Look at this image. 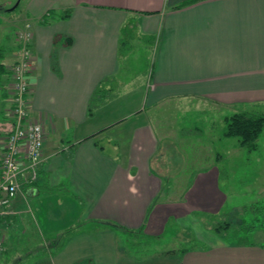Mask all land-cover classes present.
Wrapping results in <instances>:
<instances>
[{
    "label": "crops",
    "instance_id": "1",
    "mask_svg": "<svg viewBox=\"0 0 264 264\" xmlns=\"http://www.w3.org/2000/svg\"><path fill=\"white\" fill-rule=\"evenodd\" d=\"M186 1L35 0L15 15L17 28L28 25L31 32L28 116L41 123L44 141L37 180L23 186L16 207L0 217V236L14 242L8 248L15 246L19 258L2 264H264V242L224 240L210 230L215 239L204 241L207 229L198 218L218 214L227 201L216 165L227 155L213 147L228 138L224 130L206 144L211 161L184 165L188 139L179 127H159L158 116L167 104L220 106L230 114L264 104V0L178 7ZM65 10L67 19L40 22L50 11ZM127 28L137 37H156L139 84L118 77ZM14 53H3L0 63L10 65ZM106 79L105 97L89 115L90 98ZM136 87L144 107L114 115ZM11 128L10 96L0 88V159ZM25 198L31 215L22 219ZM67 229L62 245L50 250L49 240ZM186 230L196 238L198 230L205 243L165 244L142 255L127 243L148 237L158 246L163 236L182 238ZM28 251L33 254L24 256Z\"/></svg>",
    "mask_w": 264,
    "mask_h": 264
},
{
    "label": "rangeland",
    "instance_id": "2",
    "mask_svg": "<svg viewBox=\"0 0 264 264\" xmlns=\"http://www.w3.org/2000/svg\"><path fill=\"white\" fill-rule=\"evenodd\" d=\"M34 1L35 0H0L1 59V55L3 53L7 54L8 52L10 56L11 52H13V50L15 51L16 36L18 31L21 30L20 27L17 28L15 15L19 13L20 10H23L27 4L31 5ZM16 4L17 7L12 10ZM123 33L124 44L121 46L122 58L120 59L119 63L120 69H122V75H119L118 77L122 79L125 78L127 80V77L131 76L129 78H134L133 84H139L147 76L148 70L150 68L153 45H150L149 42L146 41V37H137L135 30L127 28ZM137 88L138 87L126 95L124 94L125 98L123 100L121 99L122 101H119L120 104H118L115 109H112L113 112L116 111L114 115H122L125 112H130L131 109H134L138 105L144 107V105L139 102L140 91H138ZM115 105H117V103H115ZM185 106L186 108L183 109L181 105L177 108L170 104L165 105V109L163 108L164 110H162L163 114L159 112L158 115L161 122V124L159 123V127L166 131H170V128H180L179 131L182 133L183 138L188 139L184 144L191 145V148L187 150L188 152L186 151L188 156L184 159V165H193L196 167L195 162H197V164H202L204 161L206 164V161H211V157L206 158V144L211 145L210 141L214 131L224 130V118L231 114L229 113L228 109L225 110L220 106H206V104H198L196 109L194 108L193 103L185 104ZM243 107L245 108L244 111H253L264 114V104H260L258 108L255 107L246 109L248 106ZM110 108L108 109L107 107L104 109L110 110ZM105 110H103V112ZM195 110L198 111L196 112ZM110 112L112 113L111 110ZM155 112L156 111L154 110L148 112L150 119L151 116L155 117ZM237 112H240V110L236 111L235 113ZM97 113L100 114L99 112ZM173 123H177V126H174ZM236 144H238L237 139L231 137L225 139L223 138L219 140V142L216 141L213 144V147L216 149V151L225 153L227 155L225 161L224 158H222V160L216 163L220 170L219 185L226 193L227 201L225 208H223V210L218 214L216 213L214 216L208 215V218L204 220L202 218H198L202 223L201 225L207 229L204 231L206 235V239L204 241H207L208 243L215 239L212 237V235L208 234L209 230L212 232L213 227L218 225L223 226L226 223L229 224V229L227 231H222L219 236L215 235L216 237L238 242H264V217L262 220L256 221L251 216V212L247 213L243 211V209L247 208L248 206H251L252 204L260 202L264 199V127L256 140L257 146L254 151L247 153L244 148L239 146V144L238 148H236ZM189 155L191 157H189ZM176 160L177 159L175 158L174 161ZM21 191L22 189L17 192V198H20L19 195L22 194ZM14 202L15 200L12 203ZM19 206L20 210L23 209L22 219L25 215L27 216V214L29 216L31 215V207L26 198ZM15 207H10V210L11 208L13 209ZM197 231L195 230L197 233V238L188 234L190 233V230H186L185 232L188 235H185L182 238L163 236L160 239V245L158 246L155 245L158 241L156 238H152L150 241L148 240V237H146V239L140 238L139 240H136V237H130L127 239L131 241L134 240L135 242L140 240L147 241L148 244L145 246L138 245L139 247H136V249L140 250L138 251L140 255H142V253L151 254L154 252L158 253V251L166 247V245L167 247L202 246L205 242L201 240L199 237V232ZM0 238L3 239L4 244H7V248L8 245H14L12 240L11 242H8V238H6V236H0ZM53 239L54 237L51 238L49 242L52 243ZM167 240H170L169 244L166 243ZM14 247H10L7 249L8 252L4 251L0 254V264H2L1 259L3 258L11 261L12 257H18V251Z\"/></svg>",
    "mask_w": 264,
    "mask_h": 264
},
{
    "label": "built area",
    "instance_id": "3",
    "mask_svg": "<svg viewBox=\"0 0 264 264\" xmlns=\"http://www.w3.org/2000/svg\"><path fill=\"white\" fill-rule=\"evenodd\" d=\"M30 43L27 25L18 31L15 58L5 67L7 73L0 76V88L10 96L12 117V128L3 140L0 159V217L11 213L17 192L37 180L42 163L44 131L39 121L28 116L29 76L34 63ZM4 251V241L0 238V254Z\"/></svg>",
    "mask_w": 264,
    "mask_h": 264
},
{
    "label": "trees",
    "instance_id": "4",
    "mask_svg": "<svg viewBox=\"0 0 264 264\" xmlns=\"http://www.w3.org/2000/svg\"><path fill=\"white\" fill-rule=\"evenodd\" d=\"M200 0H187L186 2L180 4L178 7H184L186 5H190L194 2H197ZM17 7V6H16ZM15 7V8H16ZM13 8V9H15ZM12 9V10H13ZM70 15L69 10L63 11L61 14H56L52 11L48 12L46 15H44L41 19V23H47L52 19H67ZM142 37H146V41L149 42V44H153L156 42L155 36H149L145 35ZM123 41L120 42V48L123 45ZM1 60V57H0ZM6 72V68L3 64L0 63V76L4 75ZM107 83V79L103 80V82L100 84V87L98 90H96L92 97L90 98L89 104H88V114L90 115L92 113V110L96 108L99 104V102L105 97V94L102 92L101 86H103ZM224 137H231L236 138L238 141V144L240 147L244 148L247 152H252L256 149V140L260 133L263 130L264 127V114L253 112V111H240L237 113H233L227 117L224 118ZM244 212H251V216L256 220H262L264 217V199L260 202H256L252 204L251 206H248L247 208L243 209ZM111 227L115 229H124L122 226H118L116 224H110ZM229 229V224H224L223 226L218 225L216 227H213L212 231L219 236V234L222 231H227ZM71 229H67L63 233H61L59 236H55L52 243H49L50 250L55 251L58 249L65 237L70 233ZM132 238H135L134 236ZM127 243L130 244V247H139V246H145L148 243H143L138 241L137 243H133L131 240H127ZM137 245V246H136ZM139 245V246H138ZM47 247V248H48ZM44 249V248H43ZM140 251V250H136ZM51 252V251H50ZM48 253V252H46ZM33 252L28 251L24 254V256H30ZM19 258H16L15 261H18ZM20 262V261H19ZM19 264V263H18ZM75 264H83L82 262H76Z\"/></svg>",
    "mask_w": 264,
    "mask_h": 264
},
{
    "label": "water",
    "instance_id": "5",
    "mask_svg": "<svg viewBox=\"0 0 264 264\" xmlns=\"http://www.w3.org/2000/svg\"><path fill=\"white\" fill-rule=\"evenodd\" d=\"M16 6H17V4H16L13 8H15ZM13 8H12V9H13Z\"/></svg>",
    "mask_w": 264,
    "mask_h": 264
}]
</instances>
